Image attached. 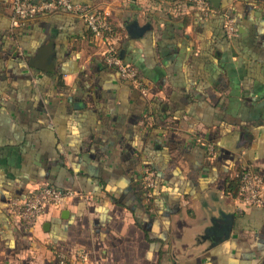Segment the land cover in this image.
Listing matches in <instances>:
<instances>
[{
  "label": "crops",
  "instance_id": "crops-1",
  "mask_svg": "<svg viewBox=\"0 0 264 264\" xmlns=\"http://www.w3.org/2000/svg\"><path fill=\"white\" fill-rule=\"evenodd\" d=\"M75 1L109 13L145 92L79 17L15 26L0 0V264H78V249L87 264H264V208L233 202L244 167L264 176V0H220L210 18L167 0ZM44 185L85 198L27 233L8 204Z\"/></svg>",
  "mask_w": 264,
  "mask_h": 264
},
{
  "label": "built area",
  "instance_id": "built-area-1",
  "mask_svg": "<svg viewBox=\"0 0 264 264\" xmlns=\"http://www.w3.org/2000/svg\"><path fill=\"white\" fill-rule=\"evenodd\" d=\"M191 7L204 18L217 14L212 7L211 0H190ZM13 8V24L23 26L27 22L45 16L55 10L62 9L69 14L82 19L89 28L93 38L103 48L104 63L116 70L123 82L145 92L138 72L134 65L125 62L115 42V30L110 21L109 13L89 3H78L75 0H11ZM224 31L228 38L238 35V30L232 18L223 14ZM7 101V97L0 93V105ZM209 154L213 155L210 148ZM238 183L237 194L233 202L236 212L243 215L255 209L264 208V176L249 166L244 167L236 176ZM146 186L155 187L154 173H148ZM74 198L84 199L81 192L55 187L53 185L40 186L24 199H13L8 204L11 214L17 218L27 233H31L37 225L41 224L51 209H59ZM59 264H76L68 257L57 254ZM74 261L78 264L90 262L89 254L85 249L75 251Z\"/></svg>",
  "mask_w": 264,
  "mask_h": 264
},
{
  "label": "water",
  "instance_id": "water-1",
  "mask_svg": "<svg viewBox=\"0 0 264 264\" xmlns=\"http://www.w3.org/2000/svg\"><path fill=\"white\" fill-rule=\"evenodd\" d=\"M211 4H212V7L214 9L219 8L220 0H211ZM47 61H48L47 55L42 52L39 54V58L36 60L37 64L35 63L36 64L35 66L40 67L41 69H44L47 66ZM38 63H40V64H38Z\"/></svg>",
  "mask_w": 264,
  "mask_h": 264
},
{
  "label": "rangeland",
  "instance_id": "rangeland-1",
  "mask_svg": "<svg viewBox=\"0 0 264 264\" xmlns=\"http://www.w3.org/2000/svg\"><path fill=\"white\" fill-rule=\"evenodd\" d=\"M157 1L161 3L160 0ZM161 1L164 2L163 4L167 3L165 2V0H161ZM167 1H170V4L168 5L173 11L179 10L181 6H186V4L189 3V0H167Z\"/></svg>",
  "mask_w": 264,
  "mask_h": 264
},
{
  "label": "trees",
  "instance_id": "trees-1",
  "mask_svg": "<svg viewBox=\"0 0 264 264\" xmlns=\"http://www.w3.org/2000/svg\"><path fill=\"white\" fill-rule=\"evenodd\" d=\"M186 6H190L191 7L190 0H189V3L186 4ZM58 264H59V261H58Z\"/></svg>",
  "mask_w": 264,
  "mask_h": 264
}]
</instances>
